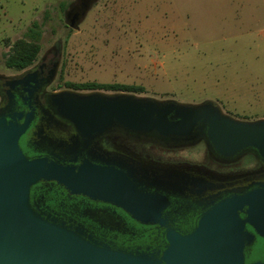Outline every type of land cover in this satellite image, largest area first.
<instances>
[{
	"label": "flooded vegetation",
	"instance_id": "flooded-vegetation-1",
	"mask_svg": "<svg viewBox=\"0 0 264 264\" xmlns=\"http://www.w3.org/2000/svg\"><path fill=\"white\" fill-rule=\"evenodd\" d=\"M95 1L74 0L66 11V27L79 31L83 14ZM62 39L46 51L41 46L28 67H6L0 73V120L20 126L30 118L20 139V147L30 160L45 158L73 166L86 160L100 166H108V162L116 168L126 165L131 171H123L131 172L141 190L167 200L164 224H142L120 207L73 195L57 183H39L32 188L33 209L102 247L156 259L168 245L169 231L189 236L199 229L210 232L232 224L233 230L242 234L245 264H264V159L259 152L247 148L234 156H223L209 140L204 120L182 137L135 136L116 129L84 148L76 139L75 127L57 114L52 98L60 92L106 90L77 87L103 84L97 81H63L67 62ZM242 197L247 198L243 207L235 211L234 204L232 210L223 211V216L218 212L215 218L219 205ZM230 214L238 215L239 222L229 221L226 217Z\"/></svg>",
	"mask_w": 264,
	"mask_h": 264
},
{
	"label": "water",
	"instance_id": "water-1",
	"mask_svg": "<svg viewBox=\"0 0 264 264\" xmlns=\"http://www.w3.org/2000/svg\"><path fill=\"white\" fill-rule=\"evenodd\" d=\"M137 94L60 92L53 96L52 106L75 127L84 148L116 129L135 136L182 137L204 120L209 140L223 156L255 148L264 159V119H236L215 101L192 105ZM29 121L19 126L0 120V264H245L242 234L232 224L210 232L199 229L189 236L169 231L168 245L156 259L102 247L81 232L44 218L31 203V190L39 183H57L73 195L120 207L147 225L164 224L167 200L141 190L126 165L118 164L119 169L109 162L100 166L86 160L73 166L45 158L30 160L20 147ZM246 203L244 197L226 201L214 216L218 212L223 216L234 204L237 211ZM226 218L239 222L238 215Z\"/></svg>",
	"mask_w": 264,
	"mask_h": 264
},
{
	"label": "rangeland",
	"instance_id": "rangeland-1",
	"mask_svg": "<svg viewBox=\"0 0 264 264\" xmlns=\"http://www.w3.org/2000/svg\"><path fill=\"white\" fill-rule=\"evenodd\" d=\"M73 1L0 0V73L38 23L42 51L63 37V81L138 86L139 96L264 119V0H97L79 31L66 27Z\"/></svg>",
	"mask_w": 264,
	"mask_h": 264
},
{
	"label": "trees",
	"instance_id": "trees-1",
	"mask_svg": "<svg viewBox=\"0 0 264 264\" xmlns=\"http://www.w3.org/2000/svg\"><path fill=\"white\" fill-rule=\"evenodd\" d=\"M41 27L34 23L24 38L16 41L10 51L5 54V65L10 69H24L31 65L41 51ZM79 89H100L106 91H122L142 93L144 88L123 84H86L77 86ZM50 197V196H49ZM48 197L49 200H51ZM52 202V201H51Z\"/></svg>",
	"mask_w": 264,
	"mask_h": 264
}]
</instances>
